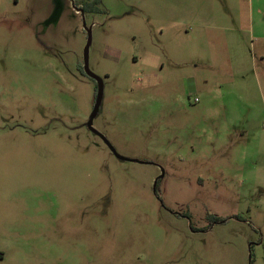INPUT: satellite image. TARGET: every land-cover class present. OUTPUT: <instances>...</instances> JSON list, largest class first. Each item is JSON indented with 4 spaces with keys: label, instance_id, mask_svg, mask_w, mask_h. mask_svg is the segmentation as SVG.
I'll use <instances>...</instances> for the list:
<instances>
[{
    "label": "rangeland",
    "instance_id": "374dc122",
    "mask_svg": "<svg viewBox=\"0 0 264 264\" xmlns=\"http://www.w3.org/2000/svg\"><path fill=\"white\" fill-rule=\"evenodd\" d=\"M0 264H264V0H0Z\"/></svg>",
    "mask_w": 264,
    "mask_h": 264
},
{
    "label": "water",
    "instance_id": "95a60500",
    "mask_svg": "<svg viewBox=\"0 0 264 264\" xmlns=\"http://www.w3.org/2000/svg\"><path fill=\"white\" fill-rule=\"evenodd\" d=\"M80 12H81V16H82L83 26H84V29H85L86 35H87L86 43H85V46H84V49H83V55H82L83 69H84L85 74L89 78L94 79L95 82H96L95 99H94V103H93V106H92V110H91V112H90V114L88 116L87 121L85 122V126L87 127V129L89 131H91L92 133L96 134L107 145V147L109 148L111 153H113V155L117 159L122 160V161H136L134 159H128L126 157H123V156L117 154L116 151L114 150V148L111 146V144L107 141V139L102 134H100L96 129H94V127L92 125L93 120H94V118H95V116H96V114H97V112L99 110L100 104H101L102 93H103V83H102V80L100 79V77L95 75L88 67V49H89V46H90V43H91V30H90V28L85 26L84 18H83V12L81 10H80ZM156 181H157V178L155 179V181L153 183V186H152V191H153L154 194H155Z\"/></svg>",
    "mask_w": 264,
    "mask_h": 264
},
{
    "label": "flooded vegetation",
    "instance_id": "af4514ba",
    "mask_svg": "<svg viewBox=\"0 0 264 264\" xmlns=\"http://www.w3.org/2000/svg\"><path fill=\"white\" fill-rule=\"evenodd\" d=\"M80 9V8H79ZM78 8H75V10L78 12V13H80L81 14V12H80V10H79ZM82 12H83V9L81 10ZM81 71H82V73L84 74V75H86L85 74V72H84V69H83V59H82V65H81ZM87 76V75H86ZM88 77V76H87ZM158 180V179H157ZM157 182V181H156ZM158 201H159V204L160 205H162V203H161V201L158 199Z\"/></svg>",
    "mask_w": 264,
    "mask_h": 264
}]
</instances>
